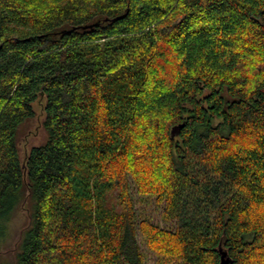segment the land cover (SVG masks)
I'll use <instances>...</instances> for the list:
<instances>
[{
	"label": "trees",
	"instance_id": "obj_1",
	"mask_svg": "<svg viewBox=\"0 0 264 264\" xmlns=\"http://www.w3.org/2000/svg\"><path fill=\"white\" fill-rule=\"evenodd\" d=\"M18 206L4 264H264V0H0V245Z\"/></svg>",
	"mask_w": 264,
	"mask_h": 264
},
{
	"label": "rangeland",
	"instance_id": "obj_2",
	"mask_svg": "<svg viewBox=\"0 0 264 264\" xmlns=\"http://www.w3.org/2000/svg\"><path fill=\"white\" fill-rule=\"evenodd\" d=\"M35 117L24 123L18 130V148L20 150V158L22 159L23 153L33 146L41 145L45 142L46 132L42 127L44 113L41 103L34 104ZM137 208L141 212L148 214L153 222L160 224L159 212L160 208L150 203H136ZM28 224V213L26 207L18 206L8 224V234L0 245V264L12 263L14 258V248L17 246L20 234ZM146 264H152L149 260Z\"/></svg>",
	"mask_w": 264,
	"mask_h": 264
},
{
	"label": "water",
	"instance_id": "obj_3",
	"mask_svg": "<svg viewBox=\"0 0 264 264\" xmlns=\"http://www.w3.org/2000/svg\"><path fill=\"white\" fill-rule=\"evenodd\" d=\"M220 254V261L219 264H231L230 259L227 257L226 253L222 250L219 251Z\"/></svg>",
	"mask_w": 264,
	"mask_h": 264
},
{
	"label": "bare ground",
	"instance_id": "obj_4",
	"mask_svg": "<svg viewBox=\"0 0 264 264\" xmlns=\"http://www.w3.org/2000/svg\"><path fill=\"white\" fill-rule=\"evenodd\" d=\"M228 251V250H227Z\"/></svg>",
	"mask_w": 264,
	"mask_h": 264
}]
</instances>
